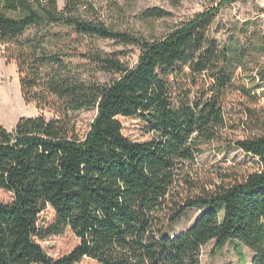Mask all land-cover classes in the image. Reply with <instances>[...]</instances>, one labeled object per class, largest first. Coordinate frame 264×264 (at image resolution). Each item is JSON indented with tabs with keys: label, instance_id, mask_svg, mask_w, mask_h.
Segmentation results:
<instances>
[{
	"label": "trees",
	"instance_id": "16d2710c",
	"mask_svg": "<svg viewBox=\"0 0 264 264\" xmlns=\"http://www.w3.org/2000/svg\"><path fill=\"white\" fill-rule=\"evenodd\" d=\"M235 1L146 40L85 18L89 0H64L62 8L58 0H0V42L24 98L58 114L22 117L11 130L0 125V189L11 194L0 202V264H203L206 245L214 241L215 253L230 240L253 251L250 264H264V127L235 142L258 159L257 171L204 182L195 169L200 144L225 127L221 97L246 50L209 34L221 7ZM85 36L141 53L134 65L115 53L91 55L116 77L88 81L74 72L82 64L65 59L84 56L66 50ZM186 78L207 87L191 98ZM92 107L98 112L82 137L70 112ZM121 118L140 119L152 136L129 138ZM193 208L203 211L189 228L166 233ZM68 235V248L49 250Z\"/></svg>",
	"mask_w": 264,
	"mask_h": 264
},
{
	"label": "rangeland",
	"instance_id": "374dc122",
	"mask_svg": "<svg viewBox=\"0 0 264 264\" xmlns=\"http://www.w3.org/2000/svg\"><path fill=\"white\" fill-rule=\"evenodd\" d=\"M93 9L84 14L85 18L98 21L108 28L131 33L139 38L154 40L171 32L177 25L192 18L196 13L210 7H218L223 0H89ZM64 6V0H58ZM150 8H161L167 15L160 18L143 16ZM210 36L220 45H245L242 66L236 72L234 83L221 97L225 112V127L213 141L202 142V149L195 169L204 182L218 180V173L235 180L242 175L257 171L256 157L246 154L237 147L236 140L254 136L264 127V0H237L223 5L209 29ZM256 44V47L253 46ZM5 46L0 42V125L13 129L22 117L42 115L47 119L58 117L51 108H44L35 102L27 101L19 82L15 62L8 61ZM77 49V50H76ZM67 53L77 51L84 56H71L65 59L74 65L75 73L82 78L109 84L116 74L100 69L90 57L95 54H117L128 65H134L140 48L132 44L119 43L114 39L85 36L73 43ZM88 55V56H87ZM185 91L195 98L205 90L203 79L194 83L184 80ZM182 93V91H181ZM97 108L71 111L80 136L89 130L97 115ZM123 132L134 140H146L152 135L146 131L144 123L137 118H121ZM11 194L0 189V202L9 201ZM203 211L202 208L187 210L184 215L169 225L166 233L176 234L189 228ZM71 236L53 240L49 244L52 253H60L71 244ZM214 241L203 248V264H250L253 251L236 240L228 241L224 248L213 253ZM85 264H91L86 262Z\"/></svg>",
	"mask_w": 264,
	"mask_h": 264
}]
</instances>
